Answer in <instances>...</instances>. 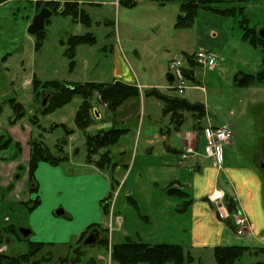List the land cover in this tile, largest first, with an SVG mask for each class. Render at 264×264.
Segmentation results:
<instances>
[{"label":"rangeland","instance_id":"1","mask_svg":"<svg viewBox=\"0 0 264 264\" xmlns=\"http://www.w3.org/2000/svg\"><path fill=\"white\" fill-rule=\"evenodd\" d=\"M34 1L0 2V130L8 136L10 127H13L12 132L22 140L23 149L28 147L29 138L42 139L53 153H56V146H61L68 161L49 165V173L41 167L43 163L35 170L37 190L31 192L30 197L37 195L40 203L33 212H29L24 203L6 201L11 190L2 188L0 183V227L12 224L20 234L18 237L5 234L0 251L19 255L27 251L30 241L53 242L54 245H45L32 259H43L40 264H60L66 259L61 264H70L75 256L74 250L80 249L82 255L77 264H86L90 257L96 264H119L110 258L111 244L126 238H140L148 242L183 245L184 250L193 256L190 264H217L212 249L190 247L189 211H178L182 199L165 193L172 181L189 190L186 184L193 173L188 166L193 158L182 160L180 167L177 165L178 154L169 153L166 146L180 149L184 133L197 134L202 122L206 125L225 124L234 135L228 144L222 145L224 163L235 161L255 165L264 176L261 166L264 164V86L243 87L234 81L237 72L255 73L261 67L259 48L240 39L242 29L237 19L202 10L198 11L192 28H175L179 1L160 6L154 1L133 0L135 4L128 6L120 0H82L81 8L89 12L92 24L86 26L70 15L52 12L43 29L42 43L35 49L37 35L29 34L27 27L33 15L46 5H37ZM90 1L98 4H88ZM244 13L249 21L247 25L254 27L257 33L264 28L262 0L247 2ZM228 23L230 28H225ZM86 32L92 33L96 42L77 45L74 63L70 67V59L65 53L67 38ZM212 33L218 35L213 38ZM199 49L219 54H215V66L209 69L196 65L193 69L196 81L187 78L183 93L173 89L164 92L201 102L206 112L199 122L195 114L184 112L179 130L173 129L177 124L168 114H162V101L146 95L144 88L138 97L128 98L114 113L100 100L98 92L93 91L89 98L92 120L84 130L74 122L75 112L82 101L79 96L50 113L39 114L38 125L30 120L34 107H44L49 97L44 93L40 102H36L31 91L33 76L41 80L111 82L117 70L120 77H130L136 85L137 82L150 81L167 85L169 60L177 56L188 67L183 53L191 54ZM118 56L122 59L121 64ZM156 90L160 91V88ZM142 97L144 99H140ZM9 98L20 101L25 109V115L13 123L10 119L14 115L7 103ZM92 108L100 112L99 118L94 116ZM59 123H64L73 132L65 135L61 127H52ZM112 126L126 128L119 140L109 147L110 160L117 165L115 169H101L94 163L105 148L93 153L87 163L86 136L104 132ZM62 137L66 138L64 144L60 142ZM16 151L15 142H12L0 151V160L14 159ZM92 172L102 176L108 187L105 188L103 180L93 179ZM23 174L24 170H17L12 179L21 182ZM24 183L28 185L27 180ZM109 194V211L103 214L100 200ZM128 196L137 202L138 207L128 201ZM58 209L63 213L56 214ZM48 211L50 214L47 215ZM91 223H96L93 228L98 230V240L105 238L106 245L83 244V239L93 228L87 230L82 239L80 233ZM20 228L31 232L24 236ZM228 231L224 245H245L251 250L262 245L247 232L238 235L231 229ZM257 261L264 262V252H245L235 264Z\"/></svg>","mask_w":264,"mask_h":264},{"label":"trees","instance_id":"2","mask_svg":"<svg viewBox=\"0 0 264 264\" xmlns=\"http://www.w3.org/2000/svg\"><path fill=\"white\" fill-rule=\"evenodd\" d=\"M156 2L162 6L172 1H179L178 12L175 15V21L173 26L175 28L189 29L192 28L195 22V18L199 10L209 12L221 17H231L237 19L238 26L242 29L241 39L247 42L253 48H259L261 52V67L255 73L237 72L234 75V81L238 86H251V85H264V37L260 36L254 27L248 26V18L244 13L245 4L252 0H150ZM263 5H264V0ZM120 3L124 5H133V0H120ZM35 4H44L52 10V12H59L58 9L62 6V11L59 13L70 15L74 20H78L86 26L91 25V18L88 12L79 7L76 2L64 0L63 2L47 0L42 2L41 0L34 1ZM62 3V4H61ZM48 18L45 19V24ZM246 23V24H245ZM43 29L36 32L37 40L35 41V49H38L42 43ZM95 36L86 32L84 34H73L67 38L68 47L66 54L71 67L74 63L73 57L75 54V47L80 44H93L95 43ZM184 54V58L187 61L188 67L184 65L183 72L186 78L194 81L193 69L197 65L193 60L192 54ZM31 91L33 98L37 103L40 102V97L46 93L48 97L47 103L44 107H34V113L30 117V120L34 125H38V115L47 114L53 110L62 107L69 103L74 96H79L81 102L75 112L74 122L75 125L84 130L91 122L92 117L90 113L91 104L89 102L90 95L93 91H97L100 100L107 105V108L114 112L118 106H120L125 100L130 97H138L139 89L136 85L128 84L123 81L115 80L111 82H70L66 80L46 79L41 80L36 76L31 79ZM146 95H152L156 99L162 101V114L169 115V118L176 122L178 128L184 120V112H190L196 115V119L199 122L205 113L204 105L201 102H192L183 97L172 96L170 94L160 92L155 88H149L145 90ZM7 103L10 105L13 112V118L11 122L19 120L25 115V109L20 101H16L15 98H9ZM94 108H92L93 110ZM93 112V111H92ZM54 127H61L65 135H69L73 132L71 128H68L64 123L54 124ZM126 128L112 126L110 129L95 133L88 134L86 136L87 145V160L91 161V155L96 153L100 148H105L99 155V158L94 162L98 168L107 169L117 166L116 163L110 160L109 147L115 144L119 138L125 133ZM65 137L60 140L61 144L65 143ZM12 142L9 136L4 133H0V151L7 148ZM29 145V158L26 165L28 191L34 192L37 190V186L34 180V172L39 162H46L50 165H59L68 161V155L63 151L61 146H56V153L52 152L50 148L41 140L30 139ZM17 149L20 146L15 142ZM166 193L169 196H178L186 198L187 193L185 190L177 187L168 186ZM110 195L103 197L100 200L101 209L103 214H107L109 211V199ZM128 201L134 203L138 207L137 202L128 196ZM187 203V200H184ZM28 211H31L38 204V196L34 199H29L24 202ZM229 210L233 209V203L231 198L227 202ZM96 226V223H91L80 233L79 238H83L82 235ZM14 234L15 237L20 236L14 228V225L10 224L0 228V244L4 241L5 234ZM21 239V238H20ZM96 243L107 244V240L100 239ZM95 244V243H94ZM45 245L52 246L53 242L42 241H30L28 243V249L26 252L19 255H8L0 251V264H40L43 259L33 260L32 257L37 254ZM90 246V245H86ZM264 248L251 250L250 247L239 244L230 245H216L213 247V255L217 264H235L245 252L257 253L263 252ZM74 258L70 264H77L82 255L80 249L74 250ZM111 260L119 264H190L193 260L192 255L184 250L183 245L178 243L169 242H148L142 239H130L126 238L122 241H116L111 244ZM66 261V259H64ZM61 261V263L64 262ZM60 263V264H61ZM86 264H96L94 258H89ZM243 264V263H240ZM254 264H264L263 261H257Z\"/></svg>","mask_w":264,"mask_h":264},{"label":"crops","instance_id":"3","mask_svg":"<svg viewBox=\"0 0 264 264\" xmlns=\"http://www.w3.org/2000/svg\"><path fill=\"white\" fill-rule=\"evenodd\" d=\"M53 1H59V0H53ZM60 1L63 2L64 0H60ZM67 1L76 2L79 5V7H82L81 6V4L83 3L82 0H67ZM111 2L113 3L114 1H111ZM90 3L91 5L98 4L96 1L88 2V4ZM229 25H230L229 23L226 24L225 28H230ZM212 35L214 38L218 34L212 33ZM215 54H217V56L219 55L217 52H215ZM118 62L120 64L122 63V59L119 56H118ZM193 72H194V78L196 81L195 70H193ZM167 73L168 71L166 72V74ZM114 74H115L113 77L114 79L112 81L122 80L125 83L136 85L135 82L129 79L130 77L127 78L125 77V75L123 76L127 79H124V77L122 76L120 77L117 70H116V73ZM135 76H136L135 78L138 81L139 80L138 76L136 74ZM171 82L172 81H170L169 78L167 77V85L155 84L150 81L144 84L137 82L136 86L139 89V93L140 91L142 92L143 90L142 88L144 89L160 88L161 92L162 91L165 92L167 91V89H169V85L171 84ZM140 99H144V97ZM204 109H205V106H204ZM97 112L99 113V117H100L101 116L100 112L98 110ZM99 117H96V118H99ZM201 120L203 119L201 118ZM207 122H208V119H207ZM211 124L221 125V124H214V123H211ZM204 125H205L204 122H202V126ZM173 129L179 130L178 128H173ZM13 130L14 128L10 127L8 136L12 139V142H17L19 144L20 149L16 148L17 153L14 155V159L12 158L10 160H0V164H1L0 176L1 175L4 176L2 177L0 183H1L2 188H7L8 190H11L10 191L11 194L7 196L6 201H10V202L18 201V203L21 204V203L28 201L29 199H34L37 195H35L34 198H31L30 197L31 192L28 191V187H27L28 185L25 186V183H24V181L27 180L26 165H27V161L29 158V145L27 148L23 149L22 140L18 138L14 132H12ZM0 133H2L1 130H0ZM183 137H184V140H183L182 147L180 149H176L175 147L171 145H167L166 150L169 153L178 154L179 157H178L177 165H179L180 167L182 166V160L187 158V157L185 158L181 157V153L183 152L184 146L190 143V145H193L196 151L198 152V154L196 155L188 156V157L193 158L192 164L188 166V170H191L193 173V175L191 176L190 182L186 184L189 190L186 191L183 188V185L181 183L178 185L176 181L175 182L172 181L170 183L171 186L185 190L187 193L186 198L183 199L179 197L182 199V205L181 207H179L178 211H183L185 209L189 211V216H190L189 232H190V238H191L190 247L197 248V249L209 248L213 250L214 246L224 244L223 241L226 240V238L229 236L228 229H231L235 232V226L233 224V216L236 214H239V215L246 217L248 221L251 223V226L248 227L247 231L245 232H247L250 237H254L256 238V240H259V242H261L262 244L260 247H256L255 249H259L262 247L264 248V176L259 170V168H257L255 165L252 166V165L239 164L235 161L224 163L223 154H222L221 166L220 167L214 166L212 164V161L209 158H206L202 154L201 146L203 145L204 140H203L201 129L200 131L197 132V134L187 131L184 133ZM28 140L29 139H27V141ZM191 141L193 142V144H191ZM17 154L22 155V158H18ZM42 163L44 165L41 167L44 170H46V172L49 173L50 169L48 167L50 164L46 162H39L36 169H38L39 165ZM50 166H53V165H50ZM17 170H24L23 180H21V182L20 181L15 182L14 179H12L14 177V174L17 173ZM92 173L93 175H95L93 176V179L103 180V184H105V188L108 187L107 185L108 182L104 180L102 176H96L97 175L96 173L94 172ZM11 183H13V185ZM172 184H174L175 186ZM214 189H220L223 192L224 196H223V199L221 200V203L219 204L210 202L207 198V195L211 193ZM166 190H165V193H166ZM14 196L15 198H13ZM229 198H231V201L233 203L232 210H229L227 207V202L229 201ZM185 199L187 200V203H185L184 201ZM39 203H40V200L38 199V204L29 212H33L37 208ZM46 204L47 203L45 201V204H44L45 208L47 207ZM221 205L225 207L229 216L228 215L226 216L224 212H222L221 215L217 213V208L220 207ZM220 208H219L220 211H222V207ZM48 214H50V211L47 212V215ZM67 219H71L70 216H67ZM63 221L66 222L65 220ZM252 249L254 250V248Z\"/></svg>","mask_w":264,"mask_h":264},{"label":"built area","instance_id":"4","mask_svg":"<svg viewBox=\"0 0 264 264\" xmlns=\"http://www.w3.org/2000/svg\"><path fill=\"white\" fill-rule=\"evenodd\" d=\"M193 60L199 66L212 69L216 64V55L211 50L199 49L193 53ZM183 67V60L177 56H173L169 60L167 66V71L172 76V82L169 85V89H173L174 92L179 94L183 93V90L185 89V83L187 81V78L183 72ZM201 132L204 140L202 146L203 155L206 158H209L214 166L220 167L222 162V145L228 143L233 138V131L228 125L225 124L213 125L208 123L207 125L205 124L202 126ZM196 154H198V152L196 151L195 147L188 143L183 147L181 157L185 158ZM223 196V192L220 189H214L207 195V198L210 202L219 204L221 203ZM220 207H222V211H220ZM220 207L217 208V213L221 215L222 212H224L226 216H229L225 207L222 205ZM233 224L235 226V232L238 235L243 234L245 231H247L248 227L251 226V223L248 221V219L239 214L233 216Z\"/></svg>","mask_w":264,"mask_h":264},{"label":"water","instance_id":"5","mask_svg":"<svg viewBox=\"0 0 264 264\" xmlns=\"http://www.w3.org/2000/svg\"><path fill=\"white\" fill-rule=\"evenodd\" d=\"M3 0H0L2 2ZM59 12L62 11V6L58 9ZM52 14V11L48 9L47 7L43 6L40 8V10L33 15L31 23L27 27V32L29 34H34L42 29H44L45 26V19L48 18ZM258 34L260 36L264 37V28L260 29ZM167 77L169 78L170 81H172V76L167 73ZM42 103L45 104L46 100L43 99ZM93 114L95 117H99V113L97 112V109H93ZM18 175H16L17 177ZM56 214H62L63 210L58 209L55 212ZM20 231L22 232V235L27 236L30 234L31 230L30 229H25V228H20ZM98 240V230L96 228H93L87 236L83 239V244L84 245H93L96 243Z\"/></svg>","mask_w":264,"mask_h":264},{"label":"flooded vegetation","instance_id":"6","mask_svg":"<svg viewBox=\"0 0 264 264\" xmlns=\"http://www.w3.org/2000/svg\"><path fill=\"white\" fill-rule=\"evenodd\" d=\"M45 7H47V6H45ZM60 7H61V6H60ZM39 10H40V9H39ZM51 11H52V10H51ZM261 166L264 168V164H263V163L261 164Z\"/></svg>","mask_w":264,"mask_h":264}]
</instances>
